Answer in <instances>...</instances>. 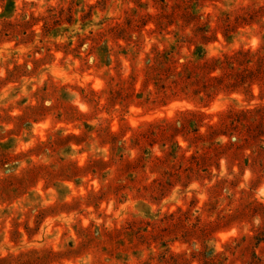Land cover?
Listing matches in <instances>:
<instances>
[{
  "label": "rangeland",
  "instance_id": "rangeland-1",
  "mask_svg": "<svg viewBox=\"0 0 264 264\" xmlns=\"http://www.w3.org/2000/svg\"><path fill=\"white\" fill-rule=\"evenodd\" d=\"M0 264H264V0H0Z\"/></svg>",
  "mask_w": 264,
  "mask_h": 264
},
{
  "label": "trees",
  "instance_id": "trees-1",
  "mask_svg": "<svg viewBox=\"0 0 264 264\" xmlns=\"http://www.w3.org/2000/svg\"><path fill=\"white\" fill-rule=\"evenodd\" d=\"M254 71H255V73H259V72L261 73V69H259V70L256 69V70H254ZM254 71L251 70L252 73H254Z\"/></svg>",
  "mask_w": 264,
  "mask_h": 264
}]
</instances>
